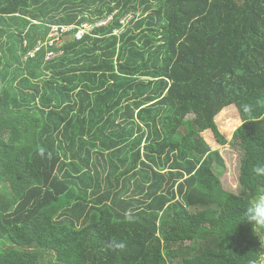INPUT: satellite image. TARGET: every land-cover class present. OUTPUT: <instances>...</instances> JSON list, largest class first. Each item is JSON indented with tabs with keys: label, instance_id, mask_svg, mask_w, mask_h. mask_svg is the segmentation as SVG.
<instances>
[{
	"label": "trees",
	"instance_id": "1",
	"mask_svg": "<svg viewBox=\"0 0 264 264\" xmlns=\"http://www.w3.org/2000/svg\"><path fill=\"white\" fill-rule=\"evenodd\" d=\"M261 192L264 0H0V264H262Z\"/></svg>",
	"mask_w": 264,
	"mask_h": 264
},
{
	"label": "rangeland",
	"instance_id": "2",
	"mask_svg": "<svg viewBox=\"0 0 264 264\" xmlns=\"http://www.w3.org/2000/svg\"><path fill=\"white\" fill-rule=\"evenodd\" d=\"M57 28L53 31V36L57 35ZM78 36V35H77ZM61 45L62 41H58ZM235 107V106H234ZM231 107L228 110L224 111L223 115H219L217 119V123L219 125L220 131L226 137H229L228 141L232 140V137L229 136V132L227 131L231 127H240L237 126V122H240V115L236 108ZM208 143L211 145L213 150H219L226 161V167L222 172H218L219 177L222 180L223 187L226 191L235 193L237 195H241L243 193V189L240 183V159L242 156V151L240 146H219L214 137L210 132H206L204 134ZM264 259V258H263ZM264 264V260L262 261Z\"/></svg>",
	"mask_w": 264,
	"mask_h": 264
},
{
	"label": "clouds",
	"instance_id": "3",
	"mask_svg": "<svg viewBox=\"0 0 264 264\" xmlns=\"http://www.w3.org/2000/svg\"><path fill=\"white\" fill-rule=\"evenodd\" d=\"M234 108H236V107H234ZM225 110H228V109H225ZM237 111H238V109H237ZM251 111H252L251 105H248V104L243 105V112L245 114H248ZM218 117H217V119H218ZM241 125H242V120H241ZM236 129H235V131H236ZM244 221H247L248 223H250L253 226L254 234L257 236H260L262 243H264V192H261L249 204V206L245 209V211L243 213V217H242V222H244Z\"/></svg>",
	"mask_w": 264,
	"mask_h": 264
},
{
	"label": "built area",
	"instance_id": "4",
	"mask_svg": "<svg viewBox=\"0 0 264 264\" xmlns=\"http://www.w3.org/2000/svg\"><path fill=\"white\" fill-rule=\"evenodd\" d=\"M82 34H83L82 32H80V33L78 34V36H77L78 39H81V38H82ZM50 56H53V54H50Z\"/></svg>",
	"mask_w": 264,
	"mask_h": 264
}]
</instances>
